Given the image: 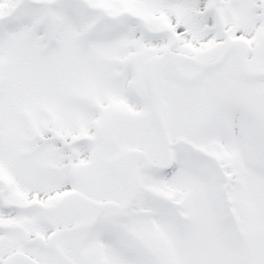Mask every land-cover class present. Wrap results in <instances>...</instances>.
Returning a JSON list of instances; mask_svg holds the SVG:
<instances>
[{
  "label": "snow or ice",
  "instance_id": "1",
  "mask_svg": "<svg viewBox=\"0 0 264 264\" xmlns=\"http://www.w3.org/2000/svg\"><path fill=\"white\" fill-rule=\"evenodd\" d=\"M0 264H264V0H0Z\"/></svg>",
  "mask_w": 264,
  "mask_h": 264
}]
</instances>
